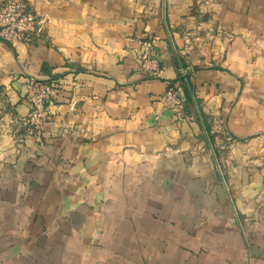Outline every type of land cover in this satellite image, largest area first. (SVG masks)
<instances>
[{
	"label": "crops",
	"instance_id": "obj_1",
	"mask_svg": "<svg viewBox=\"0 0 264 264\" xmlns=\"http://www.w3.org/2000/svg\"><path fill=\"white\" fill-rule=\"evenodd\" d=\"M25 1L31 44L0 37V264H264V0ZM30 79L60 83L39 136Z\"/></svg>",
	"mask_w": 264,
	"mask_h": 264
},
{
	"label": "built area",
	"instance_id": "obj_2",
	"mask_svg": "<svg viewBox=\"0 0 264 264\" xmlns=\"http://www.w3.org/2000/svg\"><path fill=\"white\" fill-rule=\"evenodd\" d=\"M40 24L41 20L28 8L25 0H5L0 3V37L11 44H31L35 27ZM153 43L152 37L144 38L140 54L143 70L151 74L158 70L157 59L152 56ZM186 83L187 78L183 75L179 83L169 84L163 94L165 106L173 112L177 121L185 118L181 90ZM59 85L55 80L30 79L26 82L25 99L29 104V113L24 120L32 134H41L42 125L48 118L47 103Z\"/></svg>",
	"mask_w": 264,
	"mask_h": 264
},
{
	"label": "trees",
	"instance_id": "obj_3",
	"mask_svg": "<svg viewBox=\"0 0 264 264\" xmlns=\"http://www.w3.org/2000/svg\"><path fill=\"white\" fill-rule=\"evenodd\" d=\"M185 91L188 92V88H186Z\"/></svg>",
	"mask_w": 264,
	"mask_h": 264
}]
</instances>
